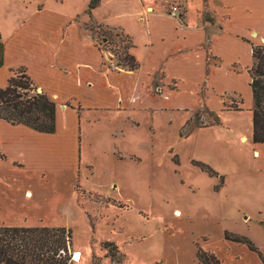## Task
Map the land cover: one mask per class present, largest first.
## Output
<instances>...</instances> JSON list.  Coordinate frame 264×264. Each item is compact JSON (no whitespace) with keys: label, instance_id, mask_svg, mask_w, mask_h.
I'll use <instances>...</instances> for the list:
<instances>
[{"label":"rangeland","instance_id":"374dc122","mask_svg":"<svg viewBox=\"0 0 264 264\" xmlns=\"http://www.w3.org/2000/svg\"><path fill=\"white\" fill-rule=\"evenodd\" d=\"M85 1L71 5L80 10ZM201 4L200 0L190 2L188 11L193 24ZM142 7L145 13L161 11L175 30L187 25V0H151ZM87 12L81 17L87 20L84 27L76 21L68 24L71 20L64 24L71 32L68 38L71 54L64 66L67 75L59 70V65L47 66L38 60L45 52L43 49L8 50L7 59L8 63L28 65L32 79L48 95L56 92L58 101L71 95L82 107L112 97L105 89L103 78L99 77V84L89 90L76 85L72 79L76 62L98 70L102 57L104 69L118 73L125 70L116 67L123 47L116 34L126 33L94 21ZM116 13L122 15L118 8ZM199 13L204 26H216L212 12ZM233 23L241 28L249 21L237 16ZM209 33L208 29L203 43L194 48L206 51L207 63L212 58L207 44ZM102 34L109 36V44L101 42ZM74 38L78 42H73ZM219 39L214 47L222 54V65L212 70L208 85L216 84V89L224 88L227 94L236 88L246 91V76H235L227 70L233 58H239L241 65L244 62L243 45L228 38ZM94 46L100 49L101 57ZM157 57L158 52L154 51L151 59ZM198 57L199 52L194 53L193 58ZM172 67L188 84L194 83L201 73L200 66L190 68L183 62ZM21 69L25 70L24 67L12 69L10 76ZM34 84L40 91L39 85ZM208 85L204 79L196 84L203 106L193 114L198 105L193 86L171 100L185 105L188 111L144 108L130 124H124L119 111L82 109L77 114L70 109L58 110V135L65 133L58 140H63V144L56 161L46 164L54 170L47 173L41 191L45 197L55 191L61 205L44 207L42 215L54 225L70 229L72 264H199L195 257L198 247L213 252L221 264H264L244 246L224 240L225 231L245 236L264 258V172L250 171L255 167L249 147L252 120L247 115L237 117L226 112L230 106L239 108L242 100L231 101L233 98L225 93L209 91ZM146 88L152 100H165L179 90V85L175 79L164 82L154 78ZM210 93L219 97L220 102L212 97L208 108L205 102ZM218 117L223 122L221 126ZM240 133L250 141L240 140V144ZM193 162L208 164L215 174L209 175ZM243 171L251 174L246 182L239 177ZM175 209L181 215H174ZM16 222L34 221H23L17 216ZM38 223L45 224L43 220ZM108 243L116 249L108 247ZM76 251L81 254L80 261L72 259Z\"/></svg>","mask_w":264,"mask_h":264},{"label":"crops","instance_id":"0c3cea01","mask_svg":"<svg viewBox=\"0 0 264 264\" xmlns=\"http://www.w3.org/2000/svg\"><path fill=\"white\" fill-rule=\"evenodd\" d=\"M77 1L0 0V42L3 51L0 64V88L5 86L10 71L17 67H24L32 79L31 73L27 69L28 65L24 62H7L8 57H10L8 50H22L30 47L37 51L43 49L45 52L43 51V55L37 57L38 60H42L47 66L59 65L61 68L59 70L67 75L65 73L67 69L64 66L71 54V50H68V38L71 32L66 29L64 24L71 20L68 24L76 21L78 25L84 27L87 20L81 17L88 10L90 2V0H86L84 7L75 10L71 4ZM149 1L151 0H101L100 5L91 11L90 16L94 21L120 28L133 40L134 44L132 43L133 48L130 52L140 65L139 69L134 71L121 70L120 73L104 69L101 53L95 46L101 57L99 71L86 63L76 62L73 65L72 79L76 85L84 86L89 90L92 86L96 87L100 78H103L102 82L104 81L105 89L108 91V95L112 97L110 100L101 99L99 103L93 101L86 108L82 107L80 102H77L71 95L66 96L62 101H58L59 95L56 92L52 95L46 93L57 106L55 132L52 134L40 133L23 125H11L0 120V226L60 227L42 215L44 207L53 208V205H61L60 200L57 199L58 194L54 191L45 197L41 191V187L47 180V173L54 170L46 164L48 161H56L58 150H61L63 144V140H58V137H63L65 134L62 132L58 135V110L70 109L76 111L77 114L82 109L102 110L108 113L119 111L122 114L124 124H127L130 120L137 119L138 114L144 108L188 111V107L185 105L180 102L177 103L175 100L173 103L171 100L176 95L178 96L182 90L192 89L193 86L194 93L198 97V105L192 111L193 114L203 106L201 96L199 97L196 93V84L204 79L208 85L212 70L221 68L222 65V54L219 49L214 47V42L218 38H220L219 40L228 38L243 45L244 62L241 65L239 58H233L229 60L230 64L227 70L235 76L244 74L247 90L236 88L231 94H227L224 88L216 89V84H209L208 90L213 89L222 95L225 93L233 98L231 101L240 98L242 100V104L239 105L240 111H225L230 114L233 113L237 117L247 115L248 119L252 120L253 98L249 86L248 70L253 64L252 46L264 44V0H200L202 4L195 16L196 22L194 24L190 20L188 11L192 0H187V25L179 27L177 30L161 14V11L144 12L142 5ZM117 8L122 12L121 16L116 13ZM203 10L212 12L215 27L203 25L199 13ZM237 16H243L249 23L241 26V28H236L233 21ZM60 21L62 22L61 25ZM205 22L211 21L205 20ZM208 29L210 30V39L207 44L212 56L209 63L206 61L205 50L194 49L203 43ZM85 32L89 35L87 30ZM73 42H78V39L74 38ZM154 51L158 52L156 60L151 59ZM196 52H199V57L193 58ZM180 62L190 66V68L201 67L200 76L194 83L188 84L176 74L172 66ZM207 70L208 72H206ZM154 78L164 82L175 79L178 82L179 90L165 100H152L153 98H150V93L146 87L148 83H152ZM32 81L39 85L40 91H44L37 80L32 79ZM212 97L219 100V97L210 93L205 102L207 107L210 106L209 99ZM64 103L71 105L66 107L63 106ZM147 103L152 104V106H145ZM223 111L220 107V112L224 113ZM218 122L220 126L223 123L219 117ZM63 126L68 128L69 125L64 124ZM240 140L242 143L250 141L247 135L243 133L239 135V143ZM250 143L251 157L255 166L250 171L254 172L253 174L264 172V143H253L252 138ZM255 158L258 161H255ZM247 172L243 171L239 174L241 181L246 182L250 178L251 174L248 175ZM178 211L175 209L174 215H181ZM17 216L22 217L23 221L32 220L34 222L18 224L16 222ZM39 220H43L45 224L38 223Z\"/></svg>","mask_w":264,"mask_h":264},{"label":"trees","instance_id":"16d2710c","mask_svg":"<svg viewBox=\"0 0 264 264\" xmlns=\"http://www.w3.org/2000/svg\"><path fill=\"white\" fill-rule=\"evenodd\" d=\"M101 0H90L88 15L100 5ZM123 43L118 53L116 67L128 71L139 68L134 55L130 37L123 32H117ZM102 43H110L108 35H103ZM100 50V49H98ZM253 64L248 70L250 89L252 92V142L264 143V44L252 46ZM2 59V44L0 42V64ZM105 66V62H102ZM228 110L240 111L237 106ZM0 120L11 125H23L40 133L55 132L56 104L44 92L38 91L25 70L14 71L6 85L0 88ZM194 165L214 175L213 170L205 163L193 162ZM264 225V223H263ZM224 240L244 246L255 253L263 262L262 253L248 238L228 231ZM113 247L112 243L107 244ZM196 259L199 264H221L217 256L210 251L198 247ZM71 231L65 227H17L0 226V264H72L71 261ZM116 262L115 254L111 255Z\"/></svg>","mask_w":264,"mask_h":264},{"label":"bare ground","instance_id":"6f19581e","mask_svg":"<svg viewBox=\"0 0 264 264\" xmlns=\"http://www.w3.org/2000/svg\"><path fill=\"white\" fill-rule=\"evenodd\" d=\"M179 212V211H178ZM80 253H77V251H76V254L74 255V257H75V260L77 261V260H81V258H80Z\"/></svg>","mask_w":264,"mask_h":264},{"label":"built area","instance_id":"2783aa9c","mask_svg":"<svg viewBox=\"0 0 264 264\" xmlns=\"http://www.w3.org/2000/svg\"><path fill=\"white\" fill-rule=\"evenodd\" d=\"M74 261H75V257L74 258H72Z\"/></svg>","mask_w":264,"mask_h":264},{"label":"water","instance_id":"95a60500","mask_svg":"<svg viewBox=\"0 0 264 264\" xmlns=\"http://www.w3.org/2000/svg\"><path fill=\"white\" fill-rule=\"evenodd\" d=\"M75 255V254H74Z\"/></svg>","mask_w":264,"mask_h":264}]
</instances>
